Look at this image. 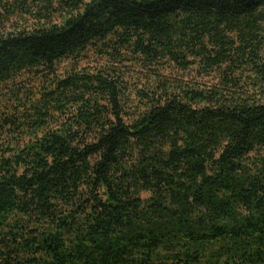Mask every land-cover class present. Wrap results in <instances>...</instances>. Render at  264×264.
I'll use <instances>...</instances> for the list:
<instances>
[{
    "label": "trees",
    "instance_id": "1",
    "mask_svg": "<svg viewBox=\"0 0 264 264\" xmlns=\"http://www.w3.org/2000/svg\"><path fill=\"white\" fill-rule=\"evenodd\" d=\"M0 264H264V0H0Z\"/></svg>",
    "mask_w": 264,
    "mask_h": 264
},
{
    "label": "rangeland",
    "instance_id": "2",
    "mask_svg": "<svg viewBox=\"0 0 264 264\" xmlns=\"http://www.w3.org/2000/svg\"><path fill=\"white\" fill-rule=\"evenodd\" d=\"M143 196H147V194H146V193H144V194H143Z\"/></svg>",
    "mask_w": 264,
    "mask_h": 264
}]
</instances>
